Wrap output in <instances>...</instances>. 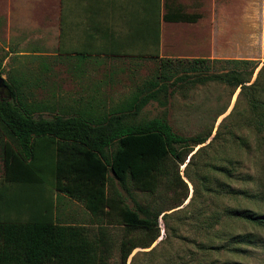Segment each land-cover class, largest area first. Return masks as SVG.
<instances>
[{
	"label": "trees",
	"instance_id": "1",
	"mask_svg": "<svg viewBox=\"0 0 264 264\" xmlns=\"http://www.w3.org/2000/svg\"><path fill=\"white\" fill-rule=\"evenodd\" d=\"M163 8L165 22H194L199 16L167 1ZM158 24L157 12L152 26L155 50L147 58L155 60L154 72L106 112L92 105L26 102L22 92L4 81L8 96L0 97V129L18 146V152L4 146V178L14 184L6 205L25 208L33 218L0 220V264H106L111 243L107 226L121 228L117 247L125 264L133 249L156 240L159 215L182 204L187 187L178 166L187 167L196 153L193 148L203 144L210 131L183 136L163 116L135 117L148 101L162 103L158 97L168 94L171 84L191 78L235 89L248 82L256 63L158 56ZM213 64H219L217 71H210ZM45 110L49 117L39 115ZM162 183L170 194L159 200L160 206L137 199L135 192L153 195ZM61 196L80 207L83 221L58 218L56 197ZM230 215L263 223L248 210ZM243 238L250 240L251 235Z\"/></svg>",
	"mask_w": 264,
	"mask_h": 264
},
{
	"label": "rangeland",
	"instance_id": "2",
	"mask_svg": "<svg viewBox=\"0 0 264 264\" xmlns=\"http://www.w3.org/2000/svg\"><path fill=\"white\" fill-rule=\"evenodd\" d=\"M194 1L197 0H191ZM199 5L200 17L192 28L167 23L162 26V56L177 58L176 54L185 52L176 49L177 38H187L195 32L196 40H203L194 42V57L251 59L256 66L248 82L235 89L191 78L171 84L167 87L169 93L158 97L162 103L148 101L135 117L163 116L178 134L210 131V135L193 148L196 153L187 167L178 166L187 187L182 204L159 215L156 240L147 248L133 249L125 264H264V0H200ZM41 62L46 63V58H10L1 76L10 85L17 82L19 90L28 93L31 100L65 107L68 101L64 99V76L59 73L56 58L48 60L55 67L50 73L26 75L23 66L30 69V65ZM109 64L113 66V81L108 93L114 101L125 99L156 66L152 59H114ZM213 66L210 71H217L219 64ZM19 69L24 73L16 74ZM0 96H8V92L0 90ZM93 108L106 112L110 105ZM39 115L49 117L50 112L41 111ZM2 193L0 220H32L33 215L24 213L25 208L16 204L8 207L7 192ZM135 194L140 202L160 206L159 200L170 192L162 183L153 195ZM56 201L55 213L60 220L83 221L77 204L68 203L62 196ZM242 210L258 215L263 223L230 215ZM106 233L111 242L106 264H121L117 247L121 228L107 226ZM246 234L251 235L250 240H240Z\"/></svg>",
	"mask_w": 264,
	"mask_h": 264
},
{
	"label": "crops",
	"instance_id": "3",
	"mask_svg": "<svg viewBox=\"0 0 264 264\" xmlns=\"http://www.w3.org/2000/svg\"><path fill=\"white\" fill-rule=\"evenodd\" d=\"M174 1L173 5L181 7L183 12L199 14L200 0ZM186 2L187 6L184 5ZM163 3L164 0H0V67H4L10 58H46V63L30 65V69L23 66L26 75L30 72L45 74L55 68L48 64V60L56 58L59 73L64 76L66 106L115 105L119 101H114L108 93L113 81V66L109 63L114 59L138 62L153 53L152 26L157 12L158 56H162L160 43L164 24L189 29L197 24L200 16L194 22L163 21ZM189 35L177 38L176 49L185 51L176 54L177 57L195 56L191 52L195 48L194 42L203 38L196 40L195 32ZM188 42L192 43L186 46ZM52 45L54 49H51ZM22 73L20 69L16 70V74ZM16 80L19 82L22 78ZM11 86L20 91L17 82ZM21 96L26 102L33 101L28 93L22 92ZM38 101L43 105L50 104ZM41 140V143L45 142ZM5 145L18 152L15 141L0 129V195L3 190L12 191L14 185L4 178Z\"/></svg>",
	"mask_w": 264,
	"mask_h": 264
},
{
	"label": "water",
	"instance_id": "4",
	"mask_svg": "<svg viewBox=\"0 0 264 264\" xmlns=\"http://www.w3.org/2000/svg\"><path fill=\"white\" fill-rule=\"evenodd\" d=\"M0 90L7 91V87L4 83V79L2 78L1 74H0Z\"/></svg>",
	"mask_w": 264,
	"mask_h": 264
}]
</instances>
